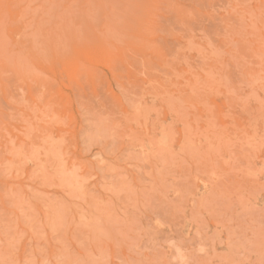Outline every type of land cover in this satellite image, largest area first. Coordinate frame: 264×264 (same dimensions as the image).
I'll list each match as a JSON object with an SVG mask.
<instances>
[{
	"label": "rangeland",
	"instance_id": "374dc122",
	"mask_svg": "<svg viewBox=\"0 0 264 264\" xmlns=\"http://www.w3.org/2000/svg\"><path fill=\"white\" fill-rule=\"evenodd\" d=\"M0 264H264V0H0Z\"/></svg>",
	"mask_w": 264,
	"mask_h": 264
}]
</instances>
